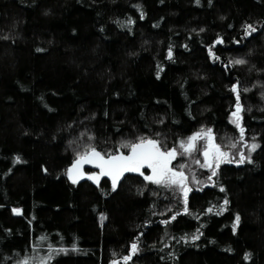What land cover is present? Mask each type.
Here are the masks:
<instances>
[{
	"label": "trees",
	"instance_id": "1",
	"mask_svg": "<svg viewBox=\"0 0 264 264\" xmlns=\"http://www.w3.org/2000/svg\"><path fill=\"white\" fill-rule=\"evenodd\" d=\"M233 84L259 147L252 163L221 164L212 185L191 189L187 213L180 194L139 173L115 191L68 180L86 146L127 154L121 143L140 136L168 149L212 129L234 152L224 147L239 139ZM197 229L198 240L181 239ZM42 258L264 264V0H0V264Z\"/></svg>",
	"mask_w": 264,
	"mask_h": 264
},
{
	"label": "snow or ice",
	"instance_id": "2",
	"mask_svg": "<svg viewBox=\"0 0 264 264\" xmlns=\"http://www.w3.org/2000/svg\"><path fill=\"white\" fill-rule=\"evenodd\" d=\"M197 4L199 0H196ZM212 3V0H209V4ZM138 10L140 8L139 5H135ZM144 18V13L141 11L140 19ZM128 24L134 23V21L129 18L127 21ZM124 26V25H121ZM245 35H249L251 32H255L256 29L252 27V25H245ZM203 31V29H201ZM6 38V37H5ZM221 39L218 38L216 43H221ZM37 51H41V49H37ZM209 53L211 55V49H209ZM172 53L171 49H169L168 58L171 59ZM218 59V57H217ZM247 61L244 59H237L230 61L232 65H244ZM160 71H163L161 68ZM157 78H159V72H157ZM231 91L236 94V104L235 111L231 113L230 123H232L240 133V140L243 141L245 135V129L241 124V112L243 108L240 102V94L238 92V84H233L231 86ZM245 92L250 91V89H245ZM163 123V121H161ZM83 136V133L81 134ZM157 136L160 134L157 133ZM89 140L95 139L93 136L88 137ZM255 139V137H253ZM198 140H206V144L203 147L202 152L200 153L203 156V162L199 159H195L193 163L198 165L200 168H206L211 171V175L208 177L209 180H212L213 176L217 175V169L220 168L221 164L225 163H237L243 164L245 162L252 163L250 159L251 153L259 147L258 144L253 143L248 147L247 155L244 152L239 153V159L235 160L230 153V151L224 150L221 145H218L214 142V136L212 134V129H201V131L194 133L189 136L186 140H180L178 142V147L174 146L168 149L163 147L162 141L156 138L144 137L140 136L136 141H124L121 143L120 148H127L129 150L128 154L125 155L123 152L117 150V154L109 153L107 156L102 155L95 146L88 145L84 148L82 152L78 151L76 153V158L73 161L72 165L66 170L68 180L76 185L80 180L87 179L92 181L94 184L99 187L100 177L106 176L109 177L112 184V191H115L118 183L124 177L125 173H139L143 176V179L152 184L162 186L164 188L169 189H179V191L183 195V203H184V212H188V194L191 191L189 188L188 177L185 175L184 169L187 167L186 164H180L179 170H176L170 165L177 158L178 155L191 156L193 152H198L200 149L197 147ZM224 147L235 148V143H230L229 145H225ZM178 149L182 150V152L178 151ZM15 162H20V158L17 157ZM92 164L94 167L100 169L99 174L91 173L86 174L82 169L83 165ZM151 169V175H144L142 169L143 168ZM46 171V170H45ZM192 182L200 183L199 180L196 179L195 175L192 177ZM140 191V190H138ZM220 191L223 192L225 189L223 187L220 188ZM228 204V200L225 198L224 206ZM225 208L221 207L220 212H217L219 215ZM171 211V209H169ZM208 212H211L212 209H207ZM12 212L14 214H21V210L18 208H13ZM106 217H101V219H105ZM172 220L176 219V216L173 215L171 217ZM170 221L165 220L162 223H169ZM240 222V216L236 215L235 222L232 225L233 233L236 231V227ZM199 229H197V233L191 235V237H181L187 243L189 239L191 241H196L200 238ZM75 250V249H74ZM132 254H135L139 249L137 243H133L131 245ZM131 256H125L123 259L127 262ZM245 259H248V254H245ZM21 264H29V261L26 259L21 262ZM40 264H48L47 259L42 258L40 260ZM116 264V262H113Z\"/></svg>",
	"mask_w": 264,
	"mask_h": 264
},
{
	"label": "rangeland",
	"instance_id": "3",
	"mask_svg": "<svg viewBox=\"0 0 264 264\" xmlns=\"http://www.w3.org/2000/svg\"><path fill=\"white\" fill-rule=\"evenodd\" d=\"M232 112H233V110H232ZM240 115L242 117V112H241ZM241 124H242V120H241ZM204 130L206 131L207 129H204ZM199 131H201V129H199L195 133H197ZM236 132L238 133L239 139H240V133H239V130L237 128H236ZM193 134H191V135H193ZM213 136H214V134H213ZM187 138H185L184 140H186ZM239 139H238V144H236V147L233 148L234 149L233 150L234 152H231L230 151V153H233L234 155H236L237 158L239 157V153L241 151L244 152L247 155V153H248V147L251 146L254 143L251 139H248L247 140L245 138V135H244L243 141H241V140L239 141ZM214 142L216 143L215 136H214ZM205 144H206V140H198L197 147L200 149V151L193 152L191 156L178 155L177 158L174 160V161H178L179 160V162H177L178 164L175 165V166L172 165V164L170 165V167H172V168H174L176 170H179V165L180 164H186L187 165V167L184 169V172H185V175L188 177V180L186 181V183H188V186L191 189H197V188L200 189V188H202L204 186H210V185H212V182H213L214 176L212 177V180H209L208 179V177L211 175V171H209L206 168H200L198 165H196L195 163H193V161L195 159H199L201 162H203V156L200 153L202 152L203 147H204ZM178 151L182 152V150H180V149H178ZM142 171L144 172L145 170H142ZM146 171L147 172H146V174L144 173V175H151V169L146 170ZM193 175H195L196 179L199 180L200 183H194V182H192ZM156 186H158V185H156ZM160 187L163 188V189H165V190H169V191H172V192H175V193L180 194L181 197H182V200H183V195L179 191L178 188L175 189V190H173V189H169V188H164L162 186H160ZM32 264H35V263H32Z\"/></svg>",
	"mask_w": 264,
	"mask_h": 264
},
{
	"label": "water",
	"instance_id": "4",
	"mask_svg": "<svg viewBox=\"0 0 264 264\" xmlns=\"http://www.w3.org/2000/svg\"><path fill=\"white\" fill-rule=\"evenodd\" d=\"M233 111H235V106L233 107ZM128 154V153H127ZM125 154V155H127ZM148 168L145 167L143 168L142 170H147ZM86 174H91V173H96V174H99L100 172V169L94 167L92 164H85L83 165V169H82ZM127 175V173H125L124 177L121 179V181L118 183V185H120V183L124 180L125 176ZM101 179H106L110 182L111 184V180L109 177H106V176H102L100 177V180ZM84 182H89V183H92L94 186H97L96 184H94L92 181L90 180H87V179H82L80 180L77 184H81V183H84ZM112 185V184H111Z\"/></svg>",
	"mask_w": 264,
	"mask_h": 264
},
{
	"label": "bare ground",
	"instance_id": "5",
	"mask_svg": "<svg viewBox=\"0 0 264 264\" xmlns=\"http://www.w3.org/2000/svg\"><path fill=\"white\" fill-rule=\"evenodd\" d=\"M128 174V173H127Z\"/></svg>",
	"mask_w": 264,
	"mask_h": 264
}]
</instances>
